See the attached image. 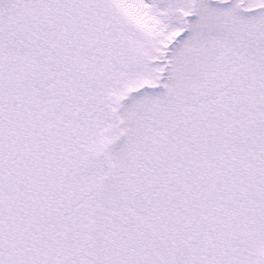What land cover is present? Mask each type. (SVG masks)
<instances>
[{
	"label": "snow or ice",
	"instance_id": "obj_1",
	"mask_svg": "<svg viewBox=\"0 0 264 264\" xmlns=\"http://www.w3.org/2000/svg\"><path fill=\"white\" fill-rule=\"evenodd\" d=\"M0 264H264V0H0Z\"/></svg>",
	"mask_w": 264,
	"mask_h": 264
}]
</instances>
